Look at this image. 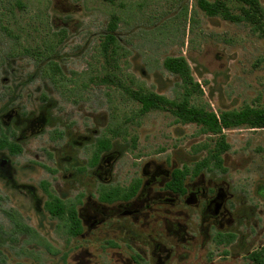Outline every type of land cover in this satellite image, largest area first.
Masks as SVG:
<instances>
[{"label":"rangeland","instance_id":"rangeland-1","mask_svg":"<svg viewBox=\"0 0 264 264\" xmlns=\"http://www.w3.org/2000/svg\"><path fill=\"white\" fill-rule=\"evenodd\" d=\"M221 1L241 16L237 0ZM257 1V20L236 22L208 16L197 0H0V140L22 149L0 150L7 264H70L46 253L68 251L73 242L66 215L45 211L41 183L67 209L81 208L106 188L107 156H115L110 187H125L151 161L191 171L221 139L228 145L222 168L206 179L228 186L238 253L264 247V129L213 133L199 120L264 109V0ZM113 17L110 44L104 36ZM175 57L186 60L191 83L164 68ZM143 94L186 105L187 120L164 104L141 112ZM103 139L111 149L94 165ZM23 223L37 236L17 233Z\"/></svg>","mask_w":264,"mask_h":264},{"label":"flooded vegetation","instance_id":"flooded-vegetation-1","mask_svg":"<svg viewBox=\"0 0 264 264\" xmlns=\"http://www.w3.org/2000/svg\"><path fill=\"white\" fill-rule=\"evenodd\" d=\"M112 156L102 160L106 188L99 200L88 198L81 208L71 209L62 202L64 214L52 216L66 215L63 226L73 245L68 251L43 249L47 255H61L70 264H232L243 259L259 264L253 259L258 254L264 264V247L241 254L235 249L237 221L227 184L207 180V171H188L175 186V168L151 161L125 187H110ZM15 226L24 237L37 236L24 223ZM6 258L0 249V264H7Z\"/></svg>","mask_w":264,"mask_h":264},{"label":"trees","instance_id":"trees-1","mask_svg":"<svg viewBox=\"0 0 264 264\" xmlns=\"http://www.w3.org/2000/svg\"><path fill=\"white\" fill-rule=\"evenodd\" d=\"M106 2H113L114 0H104ZM240 4H242L241 8V16L233 17L230 14L229 9L227 8L224 1L221 0H197L198 7L205 12L208 16H216L220 15L224 19L233 20L236 22L240 21H249L252 22L257 20V18L261 15V10L257 0H237ZM117 30V19L113 17V20L108 26V30L104 36L105 41L113 44L115 42V32ZM164 68L171 72L174 75L180 77L183 83L186 81L191 83V77L189 73V67L186 60L183 57H175V58H167L164 62ZM137 100L141 103V112H146L154 108H159L160 106H169L173 112L179 115L180 119L187 120L188 111L185 106H181L175 104L172 101H168L162 97L154 96L152 94L149 95H140L137 97ZM200 113V112H199ZM203 114V113H202ZM200 121H203L202 124L205 128L213 133H220L223 129H229L240 126H248L253 129H264V109H253V108H245L244 110L237 113H227L222 114L220 116H216L213 114L201 115L199 118ZM111 143L109 140L103 139L97 142V151L95 152V158L93 164L96 165L98 161V157L101 153L110 151ZM228 149V145L225 143L223 139H221L214 148V151L211 153L210 158L202 159L194 164L191 171H194V174L198 172L207 171L210 172L213 169H221L222 168V154ZM0 150H7L11 155L21 153V147L9 141L7 138H3L0 140ZM187 167H183L182 169L175 168L173 171V178L175 180L174 185L179 186L180 176L184 175L188 172ZM41 186L44 192L48 195V201L45 203V209L47 212L54 217H61L65 210L62 201L53 197L48 193L47 184L41 183ZM115 193H110V195H115ZM107 195V194H105ZM70 216L72 219H76V213L74 210L70 211ZM22 228V226H20ZM254 262L261 264V256L258 254H254Z\"/></svg>","mask_w":264,"mask_h":264},{"label":"water","instance_id":"water-1","mask_svg":"<svg viewBox=\"0 0 264 264\" xmlns=\"http://www.w3.org/2000/svg\"><path fill=\"white\" fill-rule=\"evenodd\" d=\"M219 202H223V197H219Z\"/></svg>","mask_w":264,"mask_h":264}]
</instances>
